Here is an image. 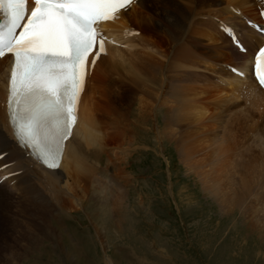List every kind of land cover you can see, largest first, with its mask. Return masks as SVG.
Wrapping results in <instances>:
<instances>
[{
    "label": "rangeland",
    "instance_id": "1",
    "mask_svg": "<svg viewBox=\"0 0 264 264\" xmlns=\"http://www.w3.org/2000/svg\"><path fill=\"white\" fill-rule=\"evenodd\" d=\"M147 1L140 13L156 30L152 39L167 48L180 44L190 28L189 42L193 37L208 41L209 31L190 18L221 5L219 0H193L194 6L190 0ZM150 54L142 59V74L120 72L124 86L112 91L108 116L115 120V134L109 132L115 136L112 154L117 161L107 153L98 158L101 167L122 175L114 179L110 205L104 191L93 188L81 211L63 213L72 237L57 227L59 235L40 233L36 242L31 231L49 226L37 213H28L29 206L19 205V194H11L7 201L15 204L13 211L27 213L0 209L7 217H0V264H264L263 179L258 184L264 173L254 186L261 167L250 162L248 168H240L234 179L247 176L245 184L227 197H216L205 193L185 150L190 135L200 131L193 126L224 112L230 98L221 107L206 109L204 116H195L194 109L213 100L203 93L211 81L191 75L194 70H166L163 58H149ZM233 97L242 100L240 95ZM143 105L146 109L141 110ZM252 142L243 138L244 146Z\"/></svg>",
    "mask_w": 264,
    "mask_h": 264
},
{
    "label": "bare ground",
    "instance_id": "2",
    "mask_svg": "<svg viewBox=\"0 0 264 264\" xmlns=\"http://www.w3.org/2000/svg\"><path fill=\"white\" fill-rule=\"evenodd\" d=\"M241 1L226 0L225 3L239 6L242 10V14H239L244 19L261 23L258 7L263 2L260 1V5L257 7L256 4L254 5L251 2L244 4ZM251 1L253 2V0ZM145 2L148 3V1ZM189 3H193L194 6L195 2L191 0ZM140 8L134 7L126 15L123 14L124 19H118L113 23L103 25V28L107 30L117 29L122 31L124 29L135 28L139 32L126 41L125 48L117 49L110 47L109 56L96 66L95 72L92 73L86 84L87 88L78 105L77 120L71 131V136L65 144L64 153L59 159V166L55 170L47 169L39 163L38 159L31 156L24 146L19 148L13 142H11L12 144L8 142L7 139H16V136L13 134V127L9 123L8 107L6 104L9 93V85L7 83L9 60L3 59L0 61V176L6 183L17 190L19 189V183H29V186L24 188L25 193L28 194V199L34 198L36 187L42 192L43 199L35 198V202H31L30 204L32 207L27 211L32 214L37 213L43 219L41 223L44 226H49L45 228H41L40 226L38 232L31 231V236L36 238V242L39 240L38 235L40 233H51L53 236H56L55 232L58 235L60 234L52 217L45 210L44 204L47 202L55 203L56 208L65 212L77 211L82 209V202L85 196L89 194V191L96 188V190L100 189V193L104 191L107 203L109 205L111 203L112 188L117 181H114L116 178L109 176L112 186L99 184L94 179L96 176L91 177L90 175L93 173V169L87 163L86 155L90 153L93 147H106L109 151H115V148H113L114 139L112 137L114 135H111V132H114L113 123L115 120L112 119V116L109 117L108 113L112 102L113 88L116 89L115 87H117L118 90V88H122L124 85L122 82H113L112 76H109L107 80L99 79L97 74L104 72V70L110 71V75L115 71L118 74L120 72L127 74L137 72L138 74H142V59L145 55H149V53H151L149 58H163V67H166V70L189 73L190 70H195L199 64L194 57V55L198 54L195 46L192 45L190 47L194 41L192 43H190L191 41L189 42L190 34L188 32H184L183 40H181L180 44H176L174 36L176 37L177 28H175L176 31L172 33L175 35L171 34L170 38H173L172 45L176 44L178 49L175 50L176 45L167 48V46L163 45V42L152 39L153 36L150 37V34L153 33L151 24H147V18L141 15ZM224 11L226 12V10ZM224 13L219 14V16L221 17ZM171 27L174 28V23ZM249 32L253 33L251 29H249ZM215 35L213 32H208L206 39L213 41V44L216 43L215 45L218 46V41L223 39L219 35L217 37ZM263 41L262 38H259V41H255L253 44L244 41V45L248 51L245 55L236 58V60L243 61L240 67L243 77L240 78L226 72H218L217 69V73L228 78L226 82L230 84H225V87L229 88L220 87L213 82H206L203 93L206 97L213 98V100L209 99V104L203 105L201 108L194 109L193 111L197 117L204 116L206 109L221 107L223 106V102L230 98V101L224 108V112L206 120L203 119L193 126L194 128H199L200 131L196 135H190L188 140L190 144L185 147L187 159L191 162V168L195 171L194 174L197 179L203 183L205 193H214L216 197L220 196L224 198V196L227 197L226 194H233L236 190L240 189L245 184L244 179L247 176L240 175L239 181H236L234 178L238 175L237 172L240 168H248L251 163L255 164L257 168L261 167L254 180L255 187L258 178L263 177H259V175L264 173V160L258 159L257 155L264 156V140L262 139L264 127L257 125V120L263 116L264 91L257 85L251 75L253 52ZM135 42H138L136 44L140 43L144 45L146 52L135 53L132 50L136 45L134 44ZM216 46L213 47V51L220 49ZM139 56H141V59L137 58ZM211 58L215 63H221L219 60H228V57H220L217 53H214ZM183 60L185 63H183ZM135 62L138 64L136 68ZM191 75H194V73L192 72ZM197 80L201 82L198 77ZM233 82H236V85ZM115 83L117 86L114 85ZM229 89H233L234 92L230 93ZM234 94L240 95L242 100L239 97L235 99L233 97ZM145 104L147 103L145 102ZM228 105L234 110H228ZM142 109H146V107L143 105L141 106ZM240 114L243 115L241 116ZM121 116L124 117V114H121ZM121 123L119 122L120 125ZM111 127L112 130L109 132L108 130ZM243 138L253 141L252 146H250V143L244 146ZM261 181L264 183V178H260L258 184ZM243 192L246 191L243 190ZM255 194H257L256 191ZM8 198L9 194L0 190L1 209L27 213L23 210L20 211V209L13 211L16 208L15 204L8 202ZM22 204L26 205L23 202ZM58 242L60 243L61 241H56V245Z\"/></svg>",
    "mask_w": 264,
    "mask_h": 264
},
{
    "label": "snow or ice",
    "instance_id": "3",
    "mask_svg": "<svg viewBox=\"0 0 264 264\" xmlns=\"http://www.w3.org/2000/svg\"><path fill=\"white\" fill-rule=\"evenodd\" d=\"M131 2L0 0L6 16L0 23V58L12 56L11 94L20 108L19 130L28 142L39 147L47 141L49 122L58 140L71 135L87 56L101 37L98 25L117 19ZM29 3L34 4L30 14ZM256 75L264 85V49L256 60Z\"/></svg>",
    "mask_w": 264,
    "mask_h": 264
},
{
    "label": "flooded vegetation",
    "instance_id": "4",
    "mask_svg": "<svg viewBox=\"0 0 264 264\" xmlns=\"http://www.w3.org/2000/svg\"><path fill=\"white\" fill-rule=\"evenodd\" d=\"M257 8V7H256ZM255 22V21H254ZM3 151H5V149H3Z\"/></svg>",
    "mask_w": 264,
    "mask_h": 264
}]
</instances>
